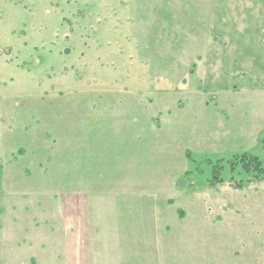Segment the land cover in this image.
Instances as JSON below:
<instances>
[{"label":"rangeland","instance_id":"obj_1","mask_svg":"<svg viewBox=\"0 0 264 264\" xmlns=\"http://www.w3.org/2000/svg\"><path fill=\"white\" fill-rule=\"evenodd\" d=\"M242 152L264 0H0V264H221L240 233L260 259Z\"/></svg>","mask_w":264,"mask_h":264},{"label":"crops","instance_id":"obj_2","mask_svg":"<svg viewBox=\"0 0 264 264\" xmlns=\"http://www.w3.org/2000/svg\"><path fill=\"white\" fill-rule=\"evenodd\" d=\"M254 209V207H252ZM262 217L261 220L263 221L264 225V211H261ZM242 224L241 221L236 219L230 220V225L234 228L239 227V225ZM264 236V232L261 234ZM230 241L234 243H239L238 245H234L233 248L236 250H230L228 253L225 254H218L219 260H221V264H264V257L257 258V260L253 257L251 254V247L249 245H246L247 242H250L249 236L242 235L241 233L238 234H231L229 236ZM243 238V239H242ZM263 247V244L261 245ZM4 251L3 245L1 246V252ZM256 260V262H255Z\"/></svg>","mask_w":264,"mask_h":264},{"label":"trees","instance_id":"obj_3","mask_svg":"<svg viewBox=\"0 0 264 264\" xmlns=\"http://www.w3.org/2000/svg\"><path fill=\"white\" fill-rule=\"evenodd\" d=\"M19 152H23L19 150ZM222 159H219V161ZM230 168L233 170L236 164H239L240 168L244 171L248 178L246 179L247 182L251 181H264V159H261L257 155H254L249 152H242L240 154H234L230 159L227 161ZM222 167L221 164H219ZM214 172V173H213ZM214 178L217 177L216 173L218 169L213 170Z\"/></svg>","mask_w":264,"mask_h":264}]
</instances>
